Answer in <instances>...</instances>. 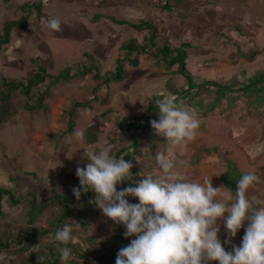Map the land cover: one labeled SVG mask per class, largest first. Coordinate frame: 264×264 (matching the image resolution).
I'll list each match as a JSON object with an SVG mask.
<instances>
[{"label": "rangeland", "instance_id": "rangeland-1", "mask_svg": "<svg viewBox=\"0 0 264 264\" xmlns=\"http://www.w3.org/2000/svg\"><path fill=\"white\" fill-rule=\"evenodd\" d=\"M171 1V11L153 8L148 0H11L0 4V33L6 22L21 20L31 12L27 25L14 30L12 42L0 52V88L4 79L26 81L37 68V64L32 63L36 59L49 73L55 75L67 67L74 71L82 68L91 60L90 55L96 59V65L103 74L114 71L120 58L121 43L129 38H136L144 43L147 32L119 26L105 16L126 19L132 23L139 20L153 22L159 28L158 40L161 44L176 46L191 42L196 46L201 45L202 48H210L218 52L216 55L212 54L213 64V59L222 60L221 63L225 64L223 59L228 61L227 58L231 56L233 42H238L237 49L240 53L236 55L233 63L236 67L240 65V68L237 71L222 69L216 77L221 79L224 86L239 89L249 75L264 72V0H207L203 7L206 8L209 18L207 21H201L197 16L195 22L188 21L190 14H184L183 9H180L182 0ZM26 3L31 5L32 11L22 9ZM39 3L43 6L40 15L37 11ZM190 13H194L193 9ZM53 16L58 17L61 22L60 31L48 27V18ZM99 16V19H95ZM195 16L194 14L193 18ZM193 23L196 24L195 28L192 27ZM175 25L180 26V29L171 30ZM199 36L204 37L202 44ZM187 51L188 54L191 53L194 61L195 53L190 52V49ZM137 59L140 62L138 67L125 64L128 76L121 83L97 89L99 83L87 76L53 88V97H50L52 103L58 102L64 107L59 108L57 105L56 109L63 113L56 112V117L49 114L46 106L40 111H26V98L18 93H14L7 103L0 105V186L13 189L16 196H27L17 204H14L9 196H5L3 200L5 215L0 218V242L3 241L9 246L0 250V264H31L33 260L39 262L48 256L56 231L37 237L24 231L28 228L27 212L31 209L30 201L33 199L29 195H36L39 203L55 192L74 195L73 187L80 184L76 169L78 166H86L89 162L82 159L83 147L87 144H98L100 147L111 145L112 155L126 149L122 156L133 165V182L142 181L148 175L155 177L160 174L155 153L166 149V139L155 130L146 138L139 137L138 149L135 151L131 141L124 137L119 127L120 118L127 113L144 114L153 98L171 95L197 113L200 120L198 136L179 157L187 161V165L183 167L190 180H199L208 170V167L198 164L197 157L203 151L202 148L214 147L213 151H216L217 147L220 150L218 152L222 153L220 156L227 157L224 139L215 138L212 131L219 130L222 133L219 137L225 136V139L235 143L241 142L242 128L246 126V122H251L253 115L248 108V97L237 90L228 95H218L216 91V95L212 94V97L209 93L205 95L203 90L199 91L201 86L190 91L189 95L176 97L168 89V77L172 81L174 78V87L179 89V92L180 88H188L183 83L185 81L180 79L177 67L169 68L145 55H139ZM219 65L220 63H217L215 66ZM187 66L192 72L195 71L193 62L189 61ZM196 74L199 75L194 78L196 83H202L203 80L199 78L209 75L204 71ZM206 89L214 90L213 87ZM95 95L99 97V101L94 102L91 108H81L77 111L76 129L86 130L89 125L97 126L100 130L97 141L88 143L85 137L78 140L74 133L58 139L66 128L64 112L74 102L92 99ZM198 101L209 103V107L216 102L214 114L196 110L195 106L200 105L196 104ZM13 111L18 114L14 113L9 117V113ZM254 116L262 121L264 111L261 115ZM244 117L251 118L245 120ZM235 124L238 126H234ZM218 161V166L211 170L214 175L225 164L222 159L218 158ZM122 188L123 184L117 186L118 191ZM91 193L95 199L96 194L93 191ZM85 195L86 193L82 192L81 196ZM127 199L131 204H139L138 198L129 196ZM88 202L89 199L85 198L75 208L67 223L76 239H80L79 244L89 238L88 234H91V240L101 237L104 240L114 236V231L118 229L125 232L123 225L115 224L95 203ZM57 211L54 205H49L37 218L36 226L48 228ZM84 218L88 223L84 224L86 229L81 227L80 230L78 227ZM218 225L221 229L224 221L220 220ZM244 234L245 231L238 235L243 239ZM60 245V242L55 243L52 249L59 251L65 247Z\"/></svg>", "mask_w": 264, "mask_h": 264}, {"label": "clouds", "instance_id": "clouds-1", "mask_svg": "<svg viewBox=\"0 0 264 264\" xmlns=\"http://www.w3.org/2000/svg\"><path fill=\"white\" fill-rule=\"evenodd\" d=\"M48 27L61 30L58 17H50ZM159 120L150 121L158 135L167 143L164 151L155 153L158 176L133 182L131 162L112 155V146L87 144L83 147L86 166H78L79 186L72 192L77 200L82 192L93 191L95 205L117 225L125 228L124 236L130 243L122 247L116 264H264V204L250 195L260 177L254 171L244 173L236 184L235 195L225 187H214L212 177L204 175L190 180L179 157L196 140L200 120L194 109L178 102L171 95L156 100ZM83 140L85 130L77 128L73 134ZM129 186L117 190L118 185ZM138 198L139 204L129 203L127 197ZM218 220L224 221L228 239L219 238ZM239 246L232 238L244 228ZM134 237V238H133ZM55 241L67 245L76 237L65 225L57 229ZM61 260L71 258V249H59ZM41 257H39L40 259Z\"/></svg>", "mask_w": 264, "mask_h": 264}, {"label": "trees", "instance_id": "trees-1", "mask_svg": "<svg viewBox=\"0 0 264 264\" xmlns=\"http://www.w3.org/2000/svg\"><path fill=\"white\" fill-rule=\"evenodd\" d=\"M11 0H0V4H5L10 2ZM42 4H38V15L41 14ZM24 11H32V7L29 3H26L22 6ZM165 10L170 11V4L165 8ZM31 13V12H30ZM30 13L26 14V17H23L21 20H10L4 24L3 30L0 33V52L3 48L9 45L12 42V34L16 29L24 28L28 19L30 18ZM97 17V16H96ZM101 16L95 19H99ZM103 17V16H102ZM108 19L113 20V22L119 26H127L138 32L146 31L147 34L144 37V43L139 42L136 38H129L128 40L121 43L119 52L120 58L117 60L116 68L114 71L102 73V71L96 65V59L90 55V61L88 64H84V66L78 70H73L69 67L64 69L61 73L55 75L49 73L47 68L44 67L41 62L36 59L32 63L34 65L37 64L35 72H33L26 81L22 80H6L4 79L0 88V105L7 103L13 97L14 93L21 94L25 96V105L24 108L26 111L30 110H38L40 111L44 106L48 108V104L46 102L53 94V88L62 83L71 82L76 79L85 78L87 76H91V78L97 81L99 84L97 89L101 86H109L113 83H121L128 76V72L126 70L125 64L128 63L133 67H137L139 65V60L137 56L146 55L152 59L160 61L163 65L172 68L177 67V73L183 77H185L187 81L188 88L186 90H181V92L174 91V95L177 97L186 96L190 91L195 88L202 86V84L196 83L191 71L188 69L187 63L190 60V55L188 54L187 49L192 48L191 43H181L178 46H171L168 43L161 44L158 40L159 28L158 26L150 21L139 20L136 23H132L127 21L126 19H117L113 16H105ZM253 83L254 85L264 83V76L256 79ZM186 86V87H187ZM204 86L207 88L213 87L214 92L218 93V95H225L227 93H231L233 91L231 86H224L223 84L215 81L214 79H209L208 81H204ZM252 86H246L238 91L245 90L246 92H250ZM165 97V96H164ZM159 98H153L146 112L142 115H136L133 113H127L123 117L120 118L119 127L124 137L131 141L132 148L136 151L138 149V139L140 136L146 138L150 132H154L155 129L151 126L150 121L159 120V112L156 106V100ZM99 101V97L95 95L92 99H87L84 101H77L72 104V106L64 112L66 119V128L62 132V134L58 137L61 139L64 135H71L75 132L76 129V113L79 109L83 108H91L94 102ZM179 101V100H178ZM100 136V130L95 125H89L85 130V140L88 143H94ZM126 149L120 150L115 153L117 158H120L123 153H125ZM212 152V150H203V154H208ZM219 154V152H218ZM226 164V170L224 173L220 175V180L223 186L230 191L233 195H235L236 184L238 180L241 178L243 173L238 168L237 164H235L232 160L227 157L221 158ZM129 186V182H125L123 184V188ZM122 188V189H123ZM5 196H9L11 201L14 204L20 203L21 200H25L27 196L21 197L16 196L13 189H10L6 186H0V218L4 217V209H3V200ZM33 197L30 201L31 209L27 212L28 215V228L24 230L29 235L33 234L37 236H43L49 234L51 231H56L57 229H62L67 223L68 220L72 217L75 208L85 199L88 198L91 203L92 199H94L91 191H88L86 195L81 196L80 200H77L76 197L69 193H60L55 192L54 195L46 198L44 201L39 203L37 201L36 195H29V197ZM88 202V203H89ZM49 205H54L58 211L57 215L55 214V218L52 220L51 224L48 228H41L36 226L37 218L49 207ZM23 231V232H24ZM116 236L119 237V244L122 247L128 245L129 243L125 241L124 231L122 229H118L115 231ZM58 243V241H53L50 245V250L48 252V256L39 262L34 261L35 257L32 259L33 262L31 264H59L61 261L60 253L53 250V244ZM63 246H67L71 248L76 256L79 258H83L86 254L80 246H77L73 243H68L67 245L61 244ZM9 244H5L3 241L0 242V250L7 249ZM106 248V247H105ZM100 251L104 252L103 249ZM118 250L111 255H102L101 259H103L104 264H116ZM208 264H218L210 263Z\"/></svg>", "mask_w": 264, "mask_h": 264}, {"label": "crops", "instance_id": "crops-1", "mask_svg": "<svg viewBox=\"0 0 264 264\" xmlns=\"http://www.w3.org/2000/svg\"><path fill=\"white\" fill-rule=\"evenodd\" d=\"M206 1L207 0H200V1H198V0L197 1L196 0H193V1L192 0H182L180 9L181 8L183 9L182 11H184V14H186V13L190 14L189 15L190 18L188 21L195 22L197 16H198L199 20H201V21L206 20L207 21L209 16L206 13V8L203 7L204 2H205V4H207ZM171 2L172 1L170 0V6H171ZM198 3H200L199 6H198ZM192 9L194 11L193 14L190 13V11ZM194 14L196 16L193 18ZM192 27L195 28L196 24L193 23ZM173 28L174 29H171V30L175 31V30L180 29V26L175 25ZM171 30H169V32L172 33ZM199 38H200V43L202 44V42L204 41V37L199 36ZM233 38H235V37H233ZM194 39H195V35H194ZM183 43H187V42H183ZM189 43H191V42H189ZM237 43L238 42H233V45H232L233 51H231V53H232L231 56H229L227 58L228 61L223 59V62H225L226 65L224 63H221L222 60H219V59H213L214 64L212 63V59H211L212 54H215V55L218 54V52H216L215 50H211L210 48H202L201 45L196 46L194 43H191L192 48H190V52L193 51L196 55L194 57V61H192V55H191V53L189 54L190 55L189 61H190V63L193 62V66L195 67L194 68L195 71L192 72V70H190L193 77L196 79L197 76H199L196 73H198L199 71H204V73L209 74L208 76H204V78L203 77L199 78L200 80H203L202 83H198L200 85L202 84L201 89H199V91L203 90L202 92H204L205 95L207 93H209L208 95H210V96H212V94L216 95L214 90L208 91L209 89H206V86H204V81H208L209 79H214L215 81L223 84L220 81L221 79L216 78L222 69H227L229 71H237L240 68V65L238 67H236V64L234 65V63H233V61H235L236 55H238L240 53V51L237 49V47H238ZM178 45H176V46H178ZM217 63H220V65L215 66ZM256 68L257 67H255V69ZM261 76H264V72H262L258 75H256V73L255 74L252 73L251 75H249V78H247V79H245V81H243V83H242L243 86L241 88L246 87V86H252L250 92H246L245 90L239 91L240 93H242L243 96L245 95L246 97H248V99H247L248 104H249L248 108H249L250 112L253 113L252 119H255V120L251 119V122L250 121L246 122V126H244V128H242L243 136L241 137L242 138L241 142L235 143L233 141L225 139V136L219 137L220 135H222V133H220L219 130L212 131L211 133L216 136L215 138L224 139L223 145H224L226 152H227V158L232 160L235 164H237L238 168L240 169V171L243 174L246 172L254 171L256 173V175H258L260 177V182H258L254 186V188L251 190L252 192L250 193V195H255L258 198H260L261 200H264V119L262 121H260L259 118H255V116H254L255 114L261 115L262 112L264 111V83H260L257 85L253 84V83H255L254 81L256 79L260 78ZM181 78L183 81H185L183 83L186 87L187 81H186L185 77L180 75V79ZM172 79H173V81L170 80V77H168V79L166 80L167 85L169 86L168 89L172 93H174V91L179 92V89H176L174 87V85H175L174 84V78H172ZM237 79H238V77L236 78V80ZM170 81H172V82L168 83ZM180 89L183 90L182 88H180ZM232 89H233V91L231 93H227V95L233 94L237 90L234 88H232ZM187 95H189V94H187ZM52 101L53 100L51 98L46 100V102L48 104L47 111H49V114L51 113V116L56 117V112H61V111L56 109L57 105H59L60 103L56 102L55 104H53ZM219 101H221V100H217L216 102H219ZM216 102H214L212 107H209L208 106V105H210L209 103L204 104L203 102L198 101L196 104L200 103V105L198 107L195 106V109L200 110V112H202V113L208 112V114L209 113L214 114V112H215L214 108H217V107H215ZM61 104H63V102H61ZM253 106H254L255 110H253ZM60 107L64 108L62 105H59V108ZM14 113L18 114L17 111H13V113H9V117L13 116ZM61 113H63V112H61ZM244 118H245V120L246 119L248 120L251 117H249V118L244 117ZM255 123H257V124L254 125ZM234 126H238V125L235 124ZM233 128H235V127H233ZM224 133L226 134L227 132H224ZM218 145L219 144H216V146H218ZM213 148L214 147L202 148L201 150L211 149L212 152H209L208 154H203L202 152H200V155L197 157L198 158V164H200L203 167H208V170L206 171V173H203L199 179H201L204 175H207L209 177H212V183H213L214 187H224L221 180H220V175L222 173H224V171L226 170V164H224V167L223 166L221 167V169L217 172V174H215V175L212 174L211 170L218 166V163H219L218 158L219 159L222 158L220 156L222 153L218 154V151L220 152L219 148L216 147V151H213ZM226 191H228V190L226 189ZM255 206L256 207H262V206H264V204H259V205H255ZM87 223H88V220H86V218H84L83 220H81V226H79L78 229L81 230V227L83 229H86V226H84V224H87ZM50 224L51 223H49V225ZM218 224H220V220H218ZM246 227H247V222L245 223L244 228H242L237 233L236 237L232 238L233 244H235L237 246H239L241 244V242H242L241 237L242 236L238 235V234L240 232L245 231ZM88 236H89V238H86V240L81 242L80 244L78 243V241L80 239H76L75 241H72V242H74L73 244L80 246L81 249H83V251L86 253V254H84L85 256L83 258H79L78 256H76L74 251L70 248L71 253H72V257L67 261L61 260L59 264H104L103 259H101L102 255H111V254H114L115 251H117V250L119 251L121 249V246L119 244V237L116 236L115 231H114V236L112 235V237L110 239L105 238L103 240V237H101V238H97V239L93 238L91 240V238H92L91 234H88ZM219 238H220L222 243H224V241H226L228 239L227 229L224 227V225L220 229ZM94 240H96V242H94ZM125 241L130 243V239H128V238H126ZM99 242H101V243H99ZM90 245H92V247H90ZM60 246H63V245H60ZM224 247L226 250L231 251V247L228 244L224 243ZM102 248H105V249H103L104 252L100 253ZM57 252H59V251H57ZM210 263H216V261H210Z\"/></svg>", "mask_w": 264, "mask_h": 264}, {"label": "built area", "instance_id": "built-area-1", "mask_svg": "<svg viewBox=\"0 0 264 264\" xmlns=\"http://www.w3.org/2000/svg\"><path fill=\"white\" fill-rule=\"evenodd\" d=\"M148 2L151 7L159 10L165 9L170 4V0H148Z\"/></svg>", "mask_w": 264, "mask_h": 264}]
</instances>
